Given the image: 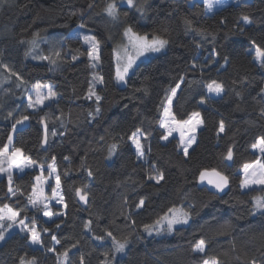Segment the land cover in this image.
I'll list each match as a JSON object with an SVG mask.
<instances>
[{"label":"trees","instance_id":"1","mask_svg":"<svg viewBox=\"0 0 264 264\" xmlns=\"http://www.w3.org/2000/svg\"><path fill=\"white\" fill-rule=\"evenodd\" d=\"M191 1L136 0L145 9L143 15L118 4L120 18L114 21L103 11L109 0H0V64H7L24 81L21 84L0 67V145L7 143L15 121L28 116V126L16 131L13 143L38 165L47 167L55 158L67 204L65 217L47 222L42 212L26 207L40 172H15L13 187L19 189L15 197H10L7 178L2 177L0 207L24 209L22 217L34 218L38 230L49 231L36 246L28 233L12 234L0 246V264H20L21 258L33 257L36 264H61L57 252L68 248L69 264H79L81 256L84 264H103L106 259L112 264H202L204 256L193 252L200 238L210 241L207 255L218 256L221 264L264 261V212L255 209L253 199L264 196V188L241 187L243 165L264 160L253 150L264 137V68L249 51L252 41L264 47V0H242L212 14L204 3ZM245 15L253 23L245 24L241 20ZM185 20L204 35L190 30ZM81 25L101 42V61L95 69L86 54ZM129 25L149 38L160 35L168 44L166 51L137 65L126 85L120 86L115 52ZM34 37L35 46L30 43ZM56 51L61 53L56 64L41 59H56ZM94 73L104 77L95 88L102 97L99 104L86 98ZM211 80L223 84L221 97L209 96L205 85ZM37 83L58 95L32 110L28 96ZM177 84L176 119L199 112L204 125L187 157L178 139L165 143L161 138L165 134L159 123L165 106L161 102L166 103ZM204 100L206 107L201 106ZM42 120L48 126L47 144L42 142ZM221 120L225 132L218 135ZM137 129L151 133L143 140L145 161L138 160L130 139ZM113 144L117 148L110 154ZM229 148L231 161L223 158ZM212 168L229 177L230 189L224 196L199 186L200 173ZM158 172L164 174L163 181L148 179ZM85 186L86 208L75 193ZM140 200L142 208L137 207ZM171 207L190 212L187 225L172 232L144 230ZM89 220L91 231L84 228ZM108 231L117 239H128L123 252H114ZM53 235L60 244L51 240ZM52 247L57 251H48Z\"/></svg>","mask_w":264,"mask_h":264},{"label":"snow or ice","instance_id":"2","mask_svg":"<svg viewBox=\"0 0 264 264\" xmlns=\"http://www.w3.org/2000/svg\"><path fill=\"white\" fill-rule=\"evenodd\" d=\"M221 2L222 0H204L206 12L212 11L215 5ZM118 4H126L130 8H135V10L140 12L141 15H143L145 11L142 5L137 4L136 0H109L103 11L114 21L119 20L120 18V9ZM89 7H91V5H89ZM125 15H127V13H125ZM241 20L245 24L253 23V21L246 15L242 16ZM185 24L190 30L196 31L200 35H204L203 30L193 29L191 27V21L185 20ZM83 27L84 26L81 25V28ZM38 35L39 34H37V37ZM123 35L127 38V44L122 48L123 55L121 54V51L115 52V57L117 60L116 79L118 81L126 82L125 77L135 64L136 60L147 53L161 51L168 44V40L156 34H153L152 38L149 39L147 34H140L139 32L135 31L131 25L125 28ZM80 36L81 34L77 33V37ZM37 37H34L30 42L33 46H35L37 43ZM82 40L84 44L88 45L86 54L89 58L91 67L95 69L98 67L99 62L101 61V42L96 38L95 35L91 34L82 35ZM253 49L255 52L253 57L254 60L258 63L259 67L264 68V47H261L259 44H256L255 41H252V48H250L249 51H252ZM30 54L31 52L26 53V55ZM53 56H55L56 59H52L48 56L41 57V59H48L52 64H56L57 60L61 57V53L56 51L53 53ZM72 59L75 60L77 57L73 56ZM0 67H3L10 74V76H15L21 84L24 83L23 78L19 75V73L12 71L7 64H0ZM97 82L103 83L104 77L98 73H94L86 98H95V102L99 104L102 97L95 90ZM0 83H2V81H0ZM181 83H183V80H181ZM179 87L180 84H177L176 88L170 89V94L166 96V106L163 107V119H161L159 123L161 128L166 129V134L162 135L161 137L165 141L169 139V136H171L173 132H179V147L181 148L183 155L187 157L189 154V148H191L196 142L195 132L197 131V128L203 124V120L199 112H192L191 116L185 120L176 119L172 112V102L173 98H175L177 95V89H179ZM205 87L209 93H215L217 95L224 91L223 84L217 82L216 80H211L205 85ZM33 92L34 98L32 95L28 96V108L44 106L46 101H55L58 95L57 92L52 89V87L48 86L45 88L38 83L33 85ZM161 103L164 105L165 101H162ZM201 103H203V101H201ZM99 111L100 108L97 107L96 113H99ZM9 115H11V113H9ZM262 115H264V112H262ZM28 119L29 117L26 115L22 116L20 119H17L12 125V132H16L17 124L22 125ZM41 122L44 124L45 129L42 142L47 144L48 126L43 120ZM223 132H225V123L223 120H221L219 122L218 135L219 133ZM52 135L55 136L56 133L53 132ZM149 135H151V133H145L142 129H137V131L130 137L132 143L135 146L138 159L145 158L144 144L142 143V140H146L147 136ZM116 148V144L111 145L110 154H112ZM253 148L259 151L261 157H264V137H260L259 141L253 145ZM223 158L227 161H231L233 159V151L231 148L227 150ZM65 159H67V157H65ZM37 166L39 167L41 175H38L35 178L36 183L32 187L31 194L27 198L26 207L31 206L33 210L42 212L45 217L49 218L53 217L54 215L57 217L65 215L66 213L63 211L54 213L49 207V204L52 201H55L57 204L62 205L63 208H67V204L65 203V198L61 189L60 173L57 171L55 165V158H53V162L47 166L48 175L45 177L43 175L45 166L43 164L38 165L37 161L33 160L30 156L24 153L22 147L15 146L12 135L7 137V143L0 145V174L6 175L8 182L7 191L10 194V197H15L19 192L18 188L13 187V170L16 169L23 173L26 168H33ZM88 175L91 176L92 173L89 171ZM243 175L244 178L241 180V187L243 188H249L252 185H264V160L258 158L252 163H245L243 165ZM50 178L54 179L55 185L54 187L50 186L51 196L49 197L44 195L43 185L47 184L48 179ZM148 179L154 180L156 183H160L165 179V177L162 172H158L157 175L149 176ZM200 180L201 182L207 181L208 184L213 185L219 191H223L229 183V177L215 168H212L211 170L205 169L202 171L200 173ZM86 188L87 186L84 188H77L75 190L76 196L84 203L88 202L89 195L86 191ZM253 199L255 200V209L257 211L264 212V196H257ZM143 206L144 200H140L137 207L142 208ZM22 211H24V209H14L7 204L0 207V242L5 241L6 234L9 233L14 226H18L20 231L27 232L29 234L32 244L42 245V234L48 232L49 229L44 228L42 230H38L35 219H29L27 216L22 217ZM190 215V212L184 210L182 207H171L162 216L157 218L152 225H144V230L151 234L152 231L164 230L166 226V230L168 232H172L176 225L187 224L190 219ZM91 224L92 221L89 220L84 224V228L91 231ZM56 227L59 228V224H57ZM107 237L111 238L115 253L123 252L128 246V239H117L110 231L107 232ZM94 238L96 240L104 239L103 236H95ZM51 240L54 241L55 244H60V240L57 239L55 235L51 236ZM209 242L210 241L204 238H200L194 244L193 252L202 254L204 256L202 264H221V260L218 256L207 255ZM71 247L75 248L76 245L73 244ZM48 251L56 252L57 250L55 247H52L49 248ZM70 251L71 249L68 248L64 249L62 252H57V259L60 260L61 264H69ZM108 255V253H105L106 257ZM20 264H36L35 257L32 259L21 258ZM79 264H84L83 256L80 257ZM103 264H112V261L106 259ZM250 264H257V260L252 259ZM261 264H264V261H261Z\"/></svg>","mask_w":264,"mask_h":264},{"label":"rangeland","instance_id":"3","mask_svg":"<svg viewBox=\"0 0 264 264\" xmlns=\"http://www.w3.org/2000/svg\"><path fill=\"white\" fill-rule=\"evenodd\" d=\"M241 1H242V0H222L221 3H218V4H216V5H218V6L220 7L221 5H224L223 3H226V2H228V4H226V5H230V4H239ZM244 1H250V0H244ZM192 2H193V0L191 1V3H192ZM216 5H215V7H214V9H213L212 11L208 12V14H212V13L215 12V10H216L217 7H218V6H216ZM226 5H225V6H226ZM225 6H224V7H225ZM220 9H221V8H220ZM68 14H69L70 16L73 15V14H72V11H68ZM80 32L82 33V35H84V34H91V35H94V34L92 33L91 30L86 29L85 27L81 28ZM149 39H151V38H149ZM126 44H127V38L124 37V38H123V41H122L121 43L118 44V46H117V48H116V51H121V54L123 55L122 48H123V46L126 45ZM87 46H88V45H87ZM166 49H167V45H166L161 51H159V52L147 53V54H145L144 56H141L139 59H137L136 62H135V64L132 66V68L129 70L127 76L125 77V81L127 82V78H128V76L134 71V69L136 68L137 65H139L140 63H142V62H144V61L149 60V59H150L151 57H153L154 55H158V54L163 53L164 51H166ZM251 52L255 53V52H254V49H253ZM99 63H100V62H99ZM116 66H117V60H116ZM223 67H225V66H223ZM116 82H117L120 86H125V85H126V82L118 81L117 79H116ZM96 85H101V83L97 82ZM44 87L47 88L48 86H44ZM178 92H179V89H177V94H178ZM223 93H224V91H223L222 93H220L219 95H217V94H215V93H209V92H208L209 96H210V97H214V98H219V97H221V96L223 95ZM30 95H32L33 98H34V92H33V89L31 90V94H30ZM176 96H177V95H176ZM175 98H176V97H175ZM175 98H173V102H174ZM50 102H51V101H46V102H45V105H47V104L50 103ZM173 102H172V112H173ZM45 105H44V106H45ZM44 106H39V107H37V108H30V109H32V110H37V109L42 108V107H44ZM165 106H166V103H165ZM201 106H202V107H206V106H207V102L204 100L203 103H201ZM173 114H174V112H173ZM201 118H202V116H201ZM162 119H163V116H162ZM28 124H29L28 120L25 121L22 125H21V124H17V125H16V131L21 130V129H24L25 127L28 126ZM203 126H204V125L202 124L201 126H199V127L197 128V131L195 132L196 142L192 145L191 148H189L188 152H190V151L196 146L197 141H198V133H199V131L203 128ZM162 129L165 131V134H166V129H164V128H162ZM15 134H16V132H15V133H13V132L11 133V135L13 136V142H14ZM173 139H178V140H179V132H173L172 135L169 136V139H168L167 141L163 140V142L167 143V142H169V141H171V140H173ZM142 143H143V140H142ZM132 144H133V143H132ZM133 147H134V149H135L134 144H133ZM180 150H181V148H180ZM253 150H254L256 153L260 154L259 151H258L257 149L253 148ZM135 151H136V150H135ZM181 151H182V150H181ZM145 159H146V156H145V158H143V159H138V160H139V161H145ZM35 169L38 170V171L40 172L38 166H37V167H33V168H26V169L24 170V172L27 171V170H35ZM15 172L18 173V174H23V173H24V172L21 173V172H19L18 170L14 169V170H13V174H14ZM46 172H47V173H46ZM40 175H41V173H40ZM43 175H44L45 177H47V175H48V169H47V167H45V171H44ZM242 175H243V171H242ZM4 176H6V175H5V174H0V179H1L2 177H4ZM243 178H244V175H243ZM50 185H52L53 187H54V185H55V181H54V179H52V178L48 179L47 184H44V185H43L44 195H47V196H49V197L51 196V192L48 193V188H49ZM254 188H264V185H252V186L249 187V188H243V187H242V189H243L244 191H249V190L254 189ZM49 207L52 209V211H53L54 213H56V212H61V211H63L64 213H66V209L63 208L62 205L57 204L55 201H52V202L49 204ZM65 215H66V214H65ZM65 215L60 216V217H57V216L54 215V216L51 217V218H49V217H45L44 215H43V216H44V219H45L47 222H53V221H55V220H57V219H60V218L65 217ZM188 222H189V221H188ZM187 224H188V223H187ZM187 224H178V225L175 226V228H176L177 226H180V225H187ZM164 230H166V226H165V229H164ZM161 231H162V232H161ZM16 232L27 233V232L20 231V228H19L18 226H14V227L11 229V231H10L9 233L6 234L5 241H6V240H7L12 234H14V233H16ZM157 232H158V233H163V230H159V231H157ZM5 241L0 242V246H1ZM32 245H33V246H36L37 244H32Z\"/></svg>","mask_w":264,"mask_h":264},{"label":"water","instance_id":"4","mask_svg":"<svg viewBox=\"0 0 264 264\" xmlns=\"http://www.w3.org/2000/svg\"><path fill=\"white\" fill-rule=\"evenodd\" d=\"M198 183H199L200 187H206V188H208V190L210 192H212L213 194H217L219 196H224L230 189V182L228 183V186L223 191L217 190L213 185L208 184L207 181L201 182L200 177H199ZM78 201H79V204L82 207H84V208L87 207V203H84L83 201H80L79 198H78Z\"/></svg>","mask_w":264,"mask_h":264},{"label":"crops","instance_id":"5","mask_svg":"<svg viewBox=\"0 0 264 264\" xmlns=\"http://www.w3.org/2000/svg\"><path fill=\"white\" fill-rule=\"evenodd\" d=\"M193 1H200V2H202V3H204V0H193ZM224 5H221L220 7L218 6V5H216V6H218L217 7V9L216 10H218V9H220V8H223L226 4H228V2H226V3H223ZM205 5V4H204ZM227 6V5H226ZM205 8H206V6H205ZM215 10V11H216ZM208 13V12H207Z\"/></svg>","mask_w":264,"mask_h":264}]
</instances>
